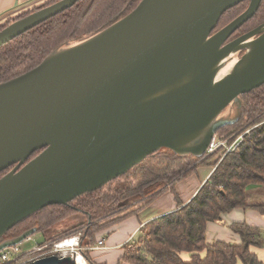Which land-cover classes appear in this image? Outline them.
I'll return each instance as SVG.
<instances>
[{
    "label": "water",
    "instance_id": "1",
    "mask_svg": "<svg viewBox=\"0 0 264 264\" xmlns=\"http://www.w3.org/2000/svg\"><path fill=\"white\" fill-rule=\"evenodd\" d=\"M77 1L17 14L0 29V46ZM242 1L140 0L0 82V173L8 169L0 176V250L38 230L6 236L37 211L70 205L159 152L193 162L204 157L217 131L240 119L241 97L264 85V22L231 38L262 0H249L216 29ZM31 264L75 261L52 254Z\"/></svg>",
    "mask_w": 264,
    "mask_h": 264
},
{
    "label": "trees",
    "instance_id": "2",
    "mask_svg": "<svg viewBox=\"0 0 264 264\" xmlns=\"http://www.w3.org/2000/svg\"><path fill=\"white\" fill-rule=\"evenodd\" d=\"M54 1L25 11L17 17ZM139 1L78 0L70 8L0 47V82L34 67L63 42L81 39L117 20L131 11ZM248 2L249 0H244L225 11L216 29L240 14ZM262 22L264 0L256 13L236 32L255 27ZM2 27L4 25L0 29ZM244 96L246 100L238 122L217 131L218 136L229 137L244 125L252 127L242 136L233 151L221 153L214 160V154L204 155L197 162H186L184 168L179 169L174 163L175 158L180 157L165 150L156 159L152 158L156 160L153 164L157 166V171L152 169L151 172L145 168L139 170L136 167V171L129 178V173L124 175L128 179L118 184L119 186L116 184L106 190L102 188L84 194L70 205L45 207L11 228L6 236L17 235L32 225H40L41 222L47 223L43 227L45 229L53 223L68 221L70 226L60 234H67L65 237L79 234L81 254L89 264H96L89 256V251L94 246L97 232L135 214L160 193L173 191L176 181L186 178L199 165L205 164L210 165L211 172L194 195L185 204L178 202L174 210L143 224L138 229V237L123 246L124 252L118 264H263L250 249L252 246L264 245V234L259 228L245 223L231 224V230L240 238L239 244L225 241L207 244L205 240L207 223L220 219L223 213L235 208H251L264 216V204L247 202L250 187L264 186V85ZM38 152L39 150L34 152L29 159ZM148 162L143 166L152 168ZM7 170L2 171L0 176ZM151 174L158 175L150 178ZM55 237L42 244L53 241ZM184 252L188 253L186 260L182 258ZM37 254L39 252L24 256L25 259L20 260V264H31V258Z\"/></svg>",
    "mask_w": 264,
    "mask_h": 264
},
{
    "label": "crops",
    "instance_id": "3",
    "mask_svg": "<svg viewBox=\"0 0 264 264\" xmlns=\"http://www.w3.org/2000/svg\"><path fill=\"white\" fill-rule=\"evenodd\" d=\"M43 1L45 0H0V16L10 13V16L15 18L17 14L21 13L25 9H28V7L26 8L25 6L32 4V7L41 4ZM210 172L211 169H209V171L203 174V176L201 177L195 170L186 178L175 182V189L173 191L176 190V195L171 194L173 193L171 192L172 190H166L157 195L151 201L153 202L160 195L171 196V198L174 199L177 198V201H171L168 207H166L165 209L154 212L140 220L138 215L142 210H144V206L135 214L128 216L127 218L121 220L120 222L107 229L97 232L95 234L96 241L94 243V246L90 248L89 251V256L91 257V259L96 264H118L124 252L123 246L138 237V229L152 218L174 210L177 207L178 202L185 204L194 195L201 184L208 178ZM247 202L250 204H264V186L250 187L248 190ZM234 223H245L249 226L259 228L263 231L264 234V216L261 213L251 208H235L229 212L223 213L220 219L207 223L205 233L206 243L210 244L214 241H225L239 244V236L235 234L230 228L231 224ZM105 234V238L101 237ZM102 238L103 243L97 248L95 246L97 245L96 242L97 240ZM81 249L82 248H80V253ZM250 249L264 264V245L261 247L252 246ZM182 258L185 260L188 259V253H182ZM120 264L129 263L122 262Z\"/></svg>",
    "mask_w": 264,
    "mask_h": 264
},
{
    "label": "rangeland",
    "instance_id": "4",
    "mask_svg": "<svg viewBox=\"0 0 264 264\" xmlns=\"http://www.w3.org/2000/svg\"><path fill=\"white\" fill-rule=\"evenodd\" d=\"M50 1H52V0H45V1H43L41 4H39V5H43V4H45V3H47V2H50ZM32 5V4H31ZM31 5H27V6H25L26 8L28 7V9H25V10H23L22 12H25V11H28V10H31L32 8H35V6H37V5H35V6H32L31 7ZM34 5V4H33ZM24 7V8H25ZM23 9V8H22ZM12 13V12H11ZM11 18H13L12 16H10V13H7V14H5V15H1L0 16V25H2V24H4V23H6V22H8L9 20H11ZM251 28H253V27H251ZM251 28H246V29H241V30H239L238 32H235V35H238L239 33L241 34V33H243V32H246V31H248V30H250ZM245 96L243 95L242 97H241V101H243V102H245ZM242 102V103H243ZM227 110H229V108L227 109H225L223 112H225V111H227ZM222 112V113H223ZM249 124V123H248ZM252 127H249V126H247V125H244V126H242L239 130H238V132H236L235 134H233L232 135V137L230 138V140H232V139H235L237 136H239V135H243V134H246L248 131H250V129H251ZM231 142V141H230ZM163 151V150H162ZM159 155H162V152H159V154H157V155H155V159H156V156H159ZM221 155V150H219V151H217L215 154H214V156H213V160L214 159H216V158H218L219 156ZM176 159V162L174 163L175 165H176V167L177 168H179V169H183L184 168V164L186 163V162H193V160L191 159V158H186V159H182V158H175ZM213 160H211V161H213ZM148 162V161H147ZM153 163H156V160H150L149 162H148V164L149 165H152V168H149V167H144L143 165H139V166H137V168H139V170L140 169H143V168H145V169H147V170H149V171H157V166H155ZM170 164H171V162H170ZM169 164V165H170ZM211 167H210V165H205V164H201V165H199L198 167H197V169H196V171L198 172V174H199V176H203V174H205L206 172H208L209 171V169H210ZM153 169V170H152ZM136 171V167L135 168H133L132 170H130L129 171V176L130 175H132L134 172ZM137 173V172H136ZM159 174V173H158ZM158 174H151L150 175V178L151 177H156ZM128 176V177H129ZM123 177L124 176H121V177H119V178H117V179H114V180H112L111 182H109V183H107L103 188L106 190V189H109V188H111V187H113V185H116L117 184V186H119L118 184H122V183H124V182H126L127 181V179H123ZM148 179V178H147ZM116 183V184H115ZM175 189V188H174ZM171 192H173V193H171ZM170 193L171 194H173V195H176L175 193H176V190L175 191H171ZM170 194V195H171ZM158 199V200H157ZM177 201V198L176 199H174V198H171V196H167V195H164V196H162V195H160V196H158L157 198H156V200H154L153 202H151V203H148L145 207H144V210H142L141 212H140V214L138 215V217H139V219L140 220H142L145 216H148V215H150V214H152V213H154V212H157V211H159V210H163V209H165L166 207H168V205H169V203L171 202V201H173V202H175V201ZM46 222H41L40 223V225H36V227H37V231L33 234V235H31L32 236V238H31V240H27V239H25V240H23L21 243H19L18 245H17V249H16V252H17V254L19 255V257H18V259H17V262H15V264H20V260H23L24 261V259H25V257L24 256H26L27 255V253L31 250V249H33L36 245H39V244H42L44 241H46V240H48L49 238H52V237H55L53 240L54 241H56V240H63L64 238H65V235H67V234H60L63 230H65L66 228H68L69 226H70V222H56V223H53V224H51L50 226H47V227H45V229L43 228L44 226H46ZM33 226H35V225H33ZM101 237H106V234L105 235H103V236H101ZM50 240V239H49ZM102 240H103V238H102ZM62 250H67L66 248H62V249H59V250H56L55 252H54V254H59V253H61L62 252ZM77 250V252H78V248L76 249ZM9 254H12V249H10V250H8L7 251ZM27 264V263H26ZM89 264V263H88Z\"/></svg>",
    "mask_w": 264,
    "mask_h": 264
},
{
    "label": "built area",
    "instance_id": "5",
    "mask_svg": "<svg viewBox=\"0 0 264 264\" xmlns=\"http://www.w3.org/2000/svg\"><path fill=\"white\" fill-rule=\"evenodd\" d=\"M238 132V131H236ZM235 132V133H236ZM233 133V134H235ZM229 135V137H224V136H218L217 133L213 136V138L211 139L206 151H205V155H209V154H215L217 151L221 150V153H226L229 151H233L238 144L240 143L242 136L244 135H239L237 136L235 139H232L231 142H229L230 138L232 137V135ZM32 236L26 238L27 240H31ZM69 238H76L77 242H75L74 245H70V246H61V243L65 242V240ZM103 243V240H99L97 242L96 247L98 248L99 246H101ZM62 248H66L67 250L62 251L61 253L57 254L60 257L66 256V255H70L72 256V259L75 261L76 263V256L78 253H80V245H79V234L71 236V237H65L62 240H56V241H48L44 244H39L36 245L33 249H31L27 255L32 254V253H38L36 256L31 258V262L34 259L43 257V256H47V255H52L54 254V252L56 250L62 249ZM78 248V252L77 249ZM12 249V254H9L7 251ZM17 249V245L16 246H12V247H7L4 248L2 250H0V264H15V262H17V259L19 257V255L16 252ZM81 254V253H80ZM82 255V254H81ZM83 256V255H82ZM85 259V258H84ZM86 260V259H85ZM87 261V260H86ZM88 263V262H87Z\"/></svg>",
    "mask_w": 264,
    "mask_h": 264
},
{
    "label": "bare ground",
    "instance_id": "6",
    "mask_svg": "<svg viewBox=\"0 0 264 264\" xmlns=\"http://www.w3.org/2000/svg\"><path fill=\"white\" fill-rule=\"evenodd\" d=\"M235 60H232V61H228L225 66L220 70L218 76H217V79H219L220 77H222L224 74H226L228 72V70L230 69V67L233 65ZM63 241V240H62ZM75 242H77V239L76 238H67L65 240V242L61 243V246H70V245H74ZM64 251V250H62ZM76 263L77 264H88L87 261L84 259V257L78 253L77 256H76Z\"/></svg>",
    "mask_w": 264,
    "mask_h": 264
},
{
    "label": "flooded vegetation",
    "instance_id": "7",
    "mask_svg": "<svg viewBox=\"0 0 264 264\" xmlns=\"http://www.w3.org/2000/svg\"><path fill=\"white\" fill-rule=\"evenodd\" d=\"M56 1V0H55ZM34 11V10H33ZM32 12V11H31ZM26 14H24V15H22L21 17H23V16H25ZM17 18H19V17H17ZM16 19V17L15 18H11V20H9L8 22H6V23H4V24H2V25H0V26H3L4 25V27L7 25V24H9L11 21H13V20H15ZM3 28V27H2ZM1 28V29H2ZM238 35H240V33L238 34ZM238 35H235V33L232 35V37L231 38H235V37H237ZM1 47V46H0ZM164 161V160H163ZM162 161V162H163ZM127 177H128V175H127ZM130 177V176H129ZM128 177V178H129ZM128 178H126L125 176L123 177V179H128ZM116 184V183H115ZM33 226V225H32ZM32 226H30V227H32Z\"/></svg>",
    "mask_w": 264,
    "mask_h": 264
}]
</instances>
